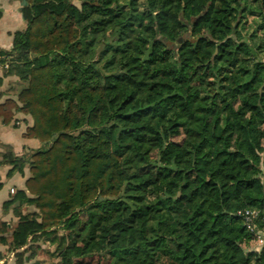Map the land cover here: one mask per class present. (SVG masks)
I'll use <instances>...</instances> for the list:
<instances>
[{"label": "trees", "instance_id": "trees-1", "mask_svg": "<svg viewBox=\"0 0 264 264\" xmlns=\"http://www.w3.org/2000/svg\"><path fill=\"white\" fill-rule=\"evenodd\" d=\"M24 1L0 49L27 80L0 118L42 143L3 154L30 169L0 221L17 264L42 243L56 264H264L244 219L264 229V0Z\"/></svg>", "mask_w": 264, "mask_h": 264}, {"label": "crops", "instance_id": "crops-1", "mask_svg": "<svg viewBox=\"0 0 264 264\" xmlns=\"http://www.w3.org/2000/svg\"><path fill=\"white\" fill-rule=\"evenodd\" d=\"M24 0H0V49L9 50L12 47L13 33L26 28V22L21 15ZM0 103L10 97V90L19 80L17 76H5L0 67ZM30 116L16 114L13 120L6 123L0 118V221L8 223L12 228L18 218L15 216L13 206L6 208L4 204L9 201L18 190L26 189V180L30 176V169L25 167L21 171L10 174L12 164L3 161V154L11 149L15 155L22 156L29 149H36L42 143L36 138H27L24 133L33 122ZM4 162V163H3ZM25 212V211H24ZM0 264H17L14 253L9 251L8 245L0 243ZM24 264H31L26 261Z\"/></svg>", "mask_w": 264, "mask_h": 264}, {"label": "rangeland", "instance_id": "rangeland-1", "mask_svg": "<svg viewBox=\"0 0 264 264\" xmlns=\"http://www.w3.org/2000/svg\"><path fill=\"white\" fill-rule=\"evenodd\" d=\"M15 83L18 86L14 85V87L16 86L17 88L16 89L11 88L10 90H8V94L10 95V97H15V99H16L18 92L21 89V87L26 86L27 80H22L19 78V80ZM19 114H21V113H18V115ZM31 120L33 122V119H31ZM181 139H182V137L179 138L180 141H181ZM46 146L47 145H45V143H44L43 148H45ZM248 230H249V233L252 237V241L250 242L249 246L246 248L248 250H253V251L261 250L264 246V229L259 227L258 220H256L255 226L252 225L250 227V229H248ZM42 246H43V251H41L39 256H40V258H42L46 261V262H44V264H56L59 259L51 257V254H50V252H51L50 250H54L55 246L50 245L48 243H42ZM90 259H93L96 261L100 258L98 256H95V257H92Z\"/></svg>", "mask_w": 264, "mask_h": 264}, {"label": "built area", "instance_id": "built-area-1", "mask_svg": "<svg viewBox=\"0 0 264 264\" xmlns=\"http://www.w3.org/2000/svg\"><path fill=\"white\" fill-rule=\"evenodd\" d=\"M258 218V212L256 211H247L244 214L245 223L247 225V228L250 229L252 225L255 226V222Z\"/></svg>", "mask_w": 264, "mask_h": 264}]
</instances>
